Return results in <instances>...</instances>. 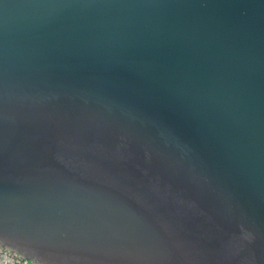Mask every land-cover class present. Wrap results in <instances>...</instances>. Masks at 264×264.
<instances>
[{"label":"water","instance_id":"water-1","mask_svg":"<svg viewBox=\"0 0 264 264\" xmlns=\"http://www.w3.org/2000/svg\"><path fill=\"white\" fill-rule=\"evenodd\" d=\"M0 245L264 264V0H0Z\"/></svg>","mask_w":264,"mask_h":264},{"label":"built area","instance_id":"built-area-1","mask_svg":"<svg viewBox=\"0 0 264 264\" xmlns=\"http://www.w3.org/2000/svg\"><path fill=\"white\" fill-rule=\"evenodd\" d=\"M0 264H37L0 245Z\"/></svg>","mask_w":264,"mask_h":264}]
</instances>
